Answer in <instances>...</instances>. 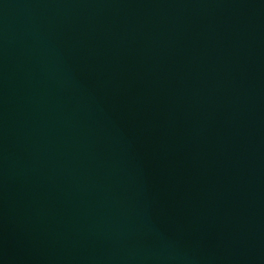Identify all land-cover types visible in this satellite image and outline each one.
Wrapping results in <instances>:
<instances>
[{
	"label": "water",
	"instance_id": "1",
	"mask_svg": "<svg viewBox=\"0 0 264 264\" xmlns=\"http://www.w3.org/2000/svg\"><path fill=\"white\" fill-rule=\"evenodd\" d=\"M0 264H264V0H0Z\"/></svg>",
	"mask_w": 264,
	"mask_h": 264
}]
</instances>
